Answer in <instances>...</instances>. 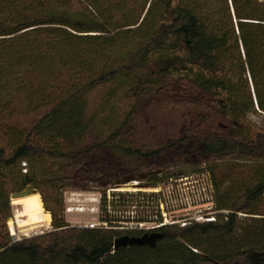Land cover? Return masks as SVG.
I'll list each match as a JSON object with an SVG mask.
<instances>
[{"label": "trees", "instance_id": "trees-1", "mask_svg": "<svg viewBox=\"0 0 264 264\" xmlns=\"http://www.w3.org/2000/svg\"><path fill=\"white\" fill-rule=\"evenodd\" d=\"M161 101L181 105L178 136L153 149L125 139L139 111ZM121 102L120 121L86 144ZM258 114L264 0H0V264H264V127L251 118ZM100 150L161 165L184 160L191 173L209 176L227 221L165 227L154 248L115 250L116 239L142 233L72 227L44 200L53 230L9 242L1 224L23 178L39 188V175L55 180L51 160ZM173 176L161 170L145 181Z\"/></svg>", "mask_w": 264, "mask_h": 264}, {"label": "rangeland", "instance_id": "rangeland-1", "mask_svg": "<svg viewBox=\"0 0 264 264\" xmlns=\"http://www.w3.org/2000/svg\"><path fill=\"white\" fill-rule=\"evenodd\" d=\"M110 87L111 85L101 87L90 95L89 100H87L89 105L96 103L98 96L108 91ZM155 103L139 111L136 119L130 123L125 136L127 140L138 139L139 145L146 149L158 148L164 143L175 139L181 128V105H176L169 101ZM125 108H127L126 102H121L119 108L113 112L114 117L108 122H103L104 115H101V119L98 120L100 123L95 133L88 138L86 144L94 147L96 143L102 141L111 125L120 121L126 111ZM251 118L258 126L264 127L263 115H253ZM110 122H113V124H109ZM232 158L237 157L234 155L223 156L220 160L228 161ZM178 160L174 164L161 165L162 160L151 161L141 157L124 158L120 155H107L100 150L92 154H83L76 160H51L48 162L47 166L49 171H51L50 173L54 174L55 180L58 177H70V175L73 177L71 179L55 181L50 174L45 178L39 175V188H35L33 184L29 185L32 189L31 194H39L41 196L44 210L45 200L55 209L57 219L65 221L72 227H78L79 224L86 225L100 218L98 217L100 212H103V217L108 215L109 212L107 211H110L109 215L111 217L114 216V213L120 209L119 203L115 202L117 195H132L136 200L137 197L145 194L146 189L154 188L155 186H148L144 179L145 176H149L151 173L163 170L174 175L173 179L181 176H199L202 178L206 175V173H191L192 166L184 160ZM22 167V173L26 174V164L22 163ZM203 167L201 166L200 169ZM107 173L111 175V178L107 176ZM127 178L131 179L130 183L115 185V181H122ZM52 179L55 183L54 185L51 183ZM170 179L168 182L159 184L163 190H165V186L168 185ZM25 189L26 186L24 185L21 192ZM147 192H150V190ZM12 200L10 197L11 217L4 224H1V233L8 235L9 242H19L53 230V216L49 212L51 215L49 224H43L42 227L17 228L16 222L21 208L13 205ZM68 208H74V210L67 212ZM76 209L82 211L79 212ZM9 222L15 224V234H12Z\"/></svg>", "mask_w": 264, "mask_h": 264}, {"label": "built area", "instance_id": "built-area-1", "mask_svg": "<svg viewBox=\"0 0 264 264\" xmlns=\"http://www.w3.org/2000/svg\"><path fill=\"white\" fill-rule=\"evenodd\" d=\"M149 190L150 192H147ZM116 198L115 202L119 203L120 209L114 216L111 217L110 211H107L108 215L103 217V212H100L98 214L100 218L86 225L79 224L78 227L149 233L169 226L185 228L193 224L227 221L229 214L227 210L217 209L213 184L207 175L202 178L199 176L171 178L165 190L161 185H157L152 189H146L145 194L136 200L132 195L120 194ZM73 210L74 208H68L67 212Z\"/></svg>", "mask_w": 264, "mask_h": 264}, {"label": "bare ground", "instance_id": "bare-ground-1", "mask_svg": "<svg viewBox=\"0 0 264 264\" xmlns=\"http://www.w3.org/2000/svg\"><path fill=\"white\" fill-rule=\"evenodd\" d=\"M12 204L21 208L16 222V226L19 229L42 227L43 224H49L51 221V215L44 210L43 202L39 194H30L13 199ZM9 227L12 234H15V224L9 222Z\"/></svg>", "mask_w": 264, "mask_h": 264}, {"label": "water", "instance_id": "water-1", "mask_svg": "<svg viewBox=\"0 0 264 264\" xmlns=\"http://www.w3.org/2000/svg\"><path fill=\"white\" fill-rule=\"evenodd\" d=\"M130 182L131 179L127 178L122 181H115V185L128 184ZM23 184L26 186V189L21 193L13 194L11 196V199L24 197L32 193V189L29 185V180L27 177L23 178ZM160 238H161L160 235L144 236L141 238H131L128 236H123L115 240L114 249L118 250L122 247H127V246H149L150 248H154L156 246L157 240Z\"/></svg>", "mask_w": 264, "mask_h": 264}, {"label": "flooded vegetation", "instance_id": "flooded-vegetation-1", "mask_svg": "<svg viewBox=\"0 0 264 264\" xmlns=\"http://www.w3.org/2000/svg\"><path fill=\"white\" fill-rule=\"evenodd\" d=\"M146 177L147 176H145L144 179H146ZM166 182H168V181H166ZM152 235H160L162 237L161 233L158 230L152 231V232H149V233H142V234H139V233H134V234H131V235L125 234L124 236H128V237H131V238H141V237H144V236H152Z\"/></svg>", "mask_w": 264, "mask_h": 264}]
</instances>
